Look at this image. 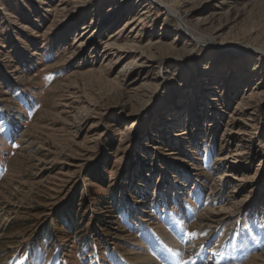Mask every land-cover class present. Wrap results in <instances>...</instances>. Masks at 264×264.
<instances>
[{
	"label": "rangeland",
	"instance_id": "1",
	"mask_svg": "<svg viewBox=\"0 0 264 264\" xmlns=\"http://www.w3.org/2000/svg\"><path fill=\"white\" fill-rule=\"evenodd\" d=\"M163 3L0 0V264H264V0Z\"/></svg>",
	"mask_w": 264,
	"mask_h": 264
},
{
	"label": "bare ground",
	"instance_id": "2",
	"mask_svg": "<svg viewBox=\"0 0 264 264\" xmlns=\"http://www.w3.org/2000/svg\"><path fill=\"white\" fill-rule=\"evenodd\" d=\"M163 6H164V8L167 10V12L168 13H170V14H172L173 16H175L176 18H178L179 19V21H178V24L183 28V29H185V30H188L187 28H185V26H184V24H183V19H182V17L181 16H179L178 14H177V12L176 11H173V10H171L169 7H167V6H165L164 4L165 3H163V0H158ZM210 1V0H209ZM146 13L144 12V15H145ZM142 16V15H141ZM213 19V18H212ZM133 21H134V19H133ZM126 26H127V24H126ZM129 38V37H128ZM198 42V41H197ZM159 45L160 44V42H155V43H151L150 45H148V48H151V47H153V46H155V45ZM140 45V44H138L137 43V41H136V39H133V40H125L123 43H122V45H119V44H114V45H112V44H109L108 45V47H110V48H113V49H115V50H120V49H131V50H137L138 51V49H141V48H143V47H139L138 48V46ZM245 52H247V54L249 53V54H254V53H256V51H254L253 49H250V50H248L247 49V51H245ZM260 53H262L263 55H264V51L263 52H260ZM211 213V212H210ZM180 239H181V235H178L177 236V238L175 237V239H170V240H168V250H166V251H163L161 248H159V244H158V246H157V244H156V247L157 248H159L160 250H161V253H160V255H159V257L160 258H162V260L164 259L163 257L166 255V256H168V255H170V254H173L174 252H180L181 251V249H178V245H179V243H180ZM154 246H155V244H154ZM170 247H172V248H170ZM156 248V249H157ZM178 249V250H177ZM158 250V249H157ZM153 253V252H152ZM151 253H148V254H146L147 256V258L146 259H143L144 261H142L144 264H156L155 262H156V260L155 261H153L154 259H152L153 257H151V256H149Z\"/></svg>",
	"mask_w": 264,
	"mask_h": 264
},
{
	"label": "snow or ice",
	"instance_id": "3",
	"mask_svg": "<svg viewBox=\"0 0 264 264\" xmlns=\"http://www.w3.org/2000/svg\"><path fill=\"white\" fill-rule=\"evenodd\" d=\"M16 147H19V146L16 145ZM189 235H191V234H189ZM257 242H258V241H257ZM217 254H220V253H217ZM165 259H167V257H166ZM182 264H189V262H188V261H183Z\"/></svg>",
	"mask_w": 264,
	"mask_h": 264
}]
</instances>
